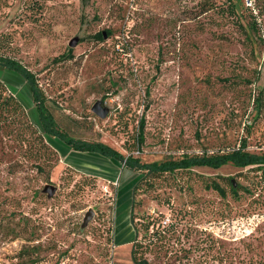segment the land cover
<instances>
[{"label": "rangeland", "instance_id": "obj_1", "mask_svg": "<svg viewBox=\"0 0 264 264\" xmlns=\"http://www.w3.org/2000/svg\"><path fill=\"white\" fill-rule=\"evenodd\" d=\"M240 5L233 15L226 0H0V55L35 74L58 128L75 139L143 163L225 154L245 139L262 154L264 0ZM14 77L0 69L19 96ZM98 101L105 119L92 112ZM29 118L34 105L0 102V264H135L132 250L148 264H264L261 171L146 179L134 194V244L129 203L120 210L140 173L99 157L81 164Z\"/></svg>", "mask_w": 264, "mask_h": 264}, {"label": "trees", "instance_id": "obj_2", "mask_svg": "<svg viewBox=\"0 0 264 264\" xmlns=\"http://www.w3.org/2000/svg\"><path fill=\"white\" fill-rule=\"evenodd\" d=\"M242 0H226V2L231 6V14L238 15L239 10L241 7ZM253 30H258L257 21H253L252 25L250 26ZM96 37L100 40L103 39V34H98ZM0 69L6 72H10L14 74V83L22 89L19 91V96H15L10 90L7 84L0 79V87L4 89L6 92L9 91L8 98L3 101V95H0V102L9 103L11 101H15L19 108L26 110L27 106H35V112L37 119L36 121H32L31 118L30 122L35 127L36 131L43 137L47 138L52 145L58 147V145H63L66 147H61L60 151L65 154L69 155L72 154V157L76 159L83 160L84 165L94 166V162H97V157L101 161L100 164H104V162H116L122 164L123 168L129 170L130 172L140 173L142 176L141 179L136 182V184L132 188V194L129 196L128 199L123 203L121 202V213L126 212L125 208L126 203L131 207L130 211V222L135 230V240L134 244L137 241V234L138 231L134 225V194H136L137 190L139 189L140 183H148L145 180L150 179L156 176L164 175V174H173L177 171H188L195 167H208L211 169H220L226 165H232L239 169H248L254 168L256 171H261L262 175L261 178L264 182V153L256 154L247 151V141L246 139L241 142L239 148L234 149L230 152L225 154H218V155H211V156H199V157H188L185 156L180 160H171L165 161L162 163H143L140 158L134 157L133 155L125 156L118 150L100 142H87L83 140H78L70 135L66 134L58 128V124L54 118V116L49 112L47 107V98L39 86L38 79L36 78L35 74L30 71L25 65H23L19 60L6 57L0 55ZM24 90V91H23ZM21 92V93H20ZM27 93L30 94L27 97ZM25 96V98H24ZM30 100V101H29ZM257 107L260 106L261 101L260 98H256L254 100ZM45 138V139H46ZM57 140V141H56ZM144 121L140 123L137 135V146L138 150L141 149V146L144 144ZM57 149V148H56ZM68 149V150H67ZM58 150V149H57ZM70 150V151H69ZM59 151V152H60ZM95 156V157H91ZM77 160V159H76ZM78 160V162H81ZM95 160V161H94ZM110 164L108 163V166ZM232 191L233 193L237 194L238 191L235 189V185L232 182ZM212 188L218 191L223 197L226 196L224 190L217 184L212 185ZM128 201V202H127ZM124 226L127 225L125 220ZM133 261L135 264H148L147 261H139L136 257L135 252L132 250L131 252Z\"/></svg>", "mask_w": 264, "mask_h": 264}, {"label": "water", "instance_id": "obj_3", "mask_svg": "<svg viewBox=\"0 0 264 264\" xmlns=\"http://www.w3.org/2000/svg\"><path fill=\"white\" fill-rule=\"evenodd\" d=\"M77 39H73L69 46L71 48L76 47L77 45ZM92 112L97 115L98 117L105 119L107 117V115L109 114V108L107 107H102V103L100 101L96 102L95 105L92 107ZM235 185V184H234ZM45 192H48L49 194H54L56 192V188L52 187L51 185H48L45 189ZM94 213L92 210H90L85 218V223L87 224L89 222L90 219H92Z\"/></svg>", "mask_w": 264, "mask_h": 264}]
</instances>
